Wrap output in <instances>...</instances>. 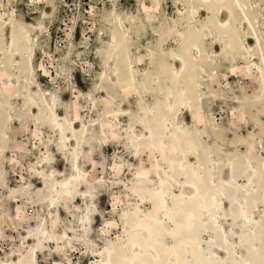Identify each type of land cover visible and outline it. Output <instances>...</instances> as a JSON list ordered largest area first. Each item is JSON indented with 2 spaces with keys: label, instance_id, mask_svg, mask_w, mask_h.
<instances>
[{
  "label": "bare ground",
  "instance_id": "1",
  "mask_svg": "<svg viewBox=\"0 0 264 264\" xmlns=\"http://www.w3.org/2000/svg\"><path fill=\"white\" fill-rule=\"evenodd\" d=\"M18 1L3 0L0 10V71L7 65L12 71L0 85L15 94L19 88L24 89V96L17 95L14 100L31 105L33 112L29 116L55 135L54 146L70 165V173L60 172L49 167L53 164L50 154L43 155L36 171L46 187L36 189L38 195L53 205L59 203V192L63 197L86 201L85 218L91 222L97 207L95 202L89 204L94 192L85 179L82 155L92 142L115 144L121 134L130 139L138 156L153 158L152 169L138 177L134 187L155 185L144 188L147 198L142 196V190H135L139 201L149 204V210L137 206L143 220L126 233L130 240L127 256L118 258L117 250L109 249L107 264H264V162L253 159L232 166V183H227L222 176L223 162L215 159L202 128H196V121L203 123L196 111L197 103L204 101L203 77L210 79L217 74L220 54L235 53L239 38L243 41L249 37L248 42L254 43L257 52L252 55L253 68L261 74L264 87V35L258 29L259 16H252V7L244 0H174L179 42L173 50L148 51L151 72L143 70V55L135 46L143 23L141 16L111 11L100 86H117L126 75L134 91L136 78L141 76L138 79L154 102L139 111L126 110L128 99L122 109L111 110L100 118L75 121L67 114H59L57 94L44 89L37 77L42 71L35 66L42 48L37 27L29 25L35 28L34 34L26 30L24 40L17 37L19 19L14 4ZM174 27L169 26V33ZM15 52L21 58L13 65L7 64ZM0 97V123L4 117L7 119L0 131L11 133L15 118L12 99L3 98L2 91ZM186 113L192 124L185 121ZM121 118L127 119L125 125ZM250 148H255L254 144ZM259 148L264 149V145L259 143ZM8 151L0 149V175ZM248 152L253 154L252 149ZM194 156L197 161H193ZM97 181L107 183L104 178ZM167 229L170 244L162 235ZM49 241L42 227L33 236L32 246H26L11 264H24L30 254L37 264L44 243Z\"/></svg>",
  "mask_w": 264,
  "mask_h": 264
},
{
  "label": "rangeland",
  "instance_id": "2",
  "mask_svg": "<svg viewBox=\"0 0 264 264\" xmlns=\"http://www.w3.org/2000/svg\"><path fill=\"white\" fill-rule=\"evenodd\" d=\"M244 1L254 10L253 18L259 16L258 29L264 35V0ZM2 4L0 0V10ZM14 6L20 40H24L26 30L32 33L35 29L29 25L37 27L42 45L35 60V66L42 69L37 77L44 89L57 94L61 116L67 114L75 121L100 118L111 110L122 109L128 99L130 105L126 110L139 111L153 104L154 98L145 92L138 79L141 76L136 78L134 91L130 90L132 84L126 75L117 86H100L108 42L107 17L113 10L131 17L141 16L143 23L135 46L143 55V70L151 72L148 51L173 50L179 42L174 0H19ZM171 25L175 27L169 33ZM248 39L239 38L235 53L220 54L217 74H212L210 79L203 77L204 101L196 106L203 122L196 121V128H202L215 159L223 162L222 176L230 184L232 166L253 159L264 162V149L259 148V143L264 145V87L261 74L253 68L252 55L257 49ZM19 58L21 54L15 52L7 64L13 65ZM8 67L1 69L0 82L9 73L11 77ZM0 91L3 98L12 99L15 111L12 132L0 131V149L9 150L4 154L0 175V264L17 261L18 253L32 246L33 236L42 227L51 241L44 243L37 264H107V252L112 248L117 250L118 258L127 256L130 240L126 233L143 220L137 206L149 210V204L139 201L135 190H142V196L147 198L143 190L155 182L140 188L134 185L138 177L152 169L153 158L138 156L130 139L121 134L115 144H89L81 165L85 179L90 182L89 189L94 192L89 204L95 202L97 211L88 222L86 201L63 197L59 192L56 194L59 203L53 205L45 196L38 195L36 189L46 187L36 171L43 155L50 154L53 164L49 167L60 172L70 173V165L54 146L55 135L39 121L36 125L29 116L33 112L31 105L24 106L23 100H14L17 95L24 96V89L19 88L15 94L7 86L2 88L1 83ZM121 119L125 125L127 119ZM184 119L192 124L189 114ZM0 125H7L6 117ZM252 144L255 148H250ZM196 159L194 156L193 161ZM98 178H104L107 183L97 181ZM169 230L161 233L166 244L172 241ZM24 264H36L31 254Z\"/></svg>",
  "mask_w": 264,
  "mask_h": 264
}]
</instances>
